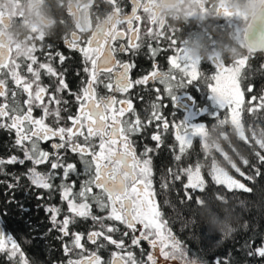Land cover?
I'll list each match as a JSON object with an SVG mask.
<instances>
[{
    "label": "snow or ice",
    "instance_id": "obj_1",
    "mask_svg": "<svg viewBox=\"0 0 264 264\" xmlns=\"http://www.w3.org/2000/svg\"><path fill=\"white\" fill-rule=\"evenodd\" d=\"M111 5L112 10L105 17L103 25L97 26L91 31V36L87 40H82L77 31L83 33L84 30L77 27V31L71 33V39L67 40V47L79 51L83 56V72L87 75V80L82 83L84 86L78 93H72L68 83L64 80V74L58 72L53 66L55 58L51 52L46 55L47 62H39L34 54L43 49L37 48L36 41H44L45 35L40 32L27 38L23 44L13 46L4 39V29L11 21L15 11L4 13L0 11V129L9 133H15L13 147L23 153V158L11 155L8 159L0 158V175H8L4 171L5 165H25L26 161L31 162L32 167L28 168L23 176L27 178L30 185L48 190L49 193L59 191L60 199L67 204V213L63 219L62 209L57 206H46L45 211L50 213V222L61 234V240L71 236V243L63 245L65 255L75 253L78 259L67 260V264H138L132 251H128L125 239L131 233V245L139 246L141 241H147L153 250L147 255L148 264H157V257L153 253L158 250L159 257L165 262L179 261L180 264H198L195 259L188 258V251L181 242L174 236L169 228L168 220L163 218V213L155 197L156 192L152 182V159L149 153L152 148L145 147L140 154L137 153L132 137L140 133L153 121L162 120L159 114V105L152 104L151 113L147 117V122H142L139 115H136L131 99H118L117 94H127L137 85L147 86L151 81L153 84L165 86L168 97L175 99V89L186 87L193 81L200 78L198 71L199 60H192L188 56L186 49L178 46V41L174 38L175 29L167 37L168 48L175 49V54L169 57L170 68L167 72L160 71L154 65V70L142 78L132 80L131 70L134 63L121 62L116 59V53H127L139 50L141 43L140 28L134 27V21L142 20L138 11L146 14V23L150 25L146 29L145 35L152 39L164 36L166 20L160 17L151 7L152 0H131L133 5L131 14L125 15L118 0H103ZM216 15L231 17L233 13L227 11L220 5H212ZM207 8H202L206 12ZM71 15V11H69ZM118 25H125L126 30L118 28ZM156 31H153V27ZM36 33V29L32 30ZM127 38V46L116 42ZM179 44L183 45L180 40ZM83 45V46H82ZM153 57L160 51L148 45ZM258 50L264 51V45L250 47L246 55L232 61L230 66L225 65V61L215 59L218 72L211 78L215 83L210 84L213 95L221 108L227 107L228 114L224 119L217 120L220 126L230 124L233 131L245 143H250L249 136L246 135L245 125L242 121L244 109V91L241 88L242 82L247 79L243 74V69L249 61V57ZM135 54V51H133ZM61 64L66 57L61 53H56ZM212 59V58H209ZM17 60L25 63L26 73L21 75L19 69L21 64ZM35 65V67H34ZM174 70L177 74H174ZM42 71L46 76L54 77L58 83L53 85L50 91L49 86L41 83ZM79 75V73H77ZM10 79L15 85V90L8 88L7 80ZM102 86L107 90L106 95H100L97 89ZM147 90V87L146 89ZM69 92L75 97L78 105L75 114L69 113L68 101L64 100L60 94ZM157 94L160 89L154 88ZM251 92L252 88L249 87ZM18 94H26L27 99L23 104L18 100ZM48 97L47 101L45 97ZM159 98V96H158ZM257 97L252 96V101ZM39 108L42 111L40 117L33 116V110ZM264 109V95L259 97V103L248 107L249 115L258 113ZM66 113V116L62 115ZM131 114L133 118H129ZM51 117V122L48 121ZM213 124L206 125L188 124L186 121H179L175 125V139L179 143V155H175L176 161H181L182 155L191 148L193 139L199 137L203 148L207 152L212 149L220 151L219 142L212 143L208 139V130ZM169 122L163 121V128L167 130ZM264 132V130H261ZM253 139L256 133L251 131ZM221 138L227 139L225 133H221ZM151 139L157 141V147L161 142L160 134L152 135ZM58 141L51 144L52 151H46L41 147L42 143ZM255 143L261 150H264V139H255ZM78 157L81 166L78 169L77 163L66 162L68 154ZM229 163L227 153H223ZM261 163H264V155L256 152ZM245 165L249 163L247 159L243 161ZM48 165V171H39L38 166ZM232 167L241 176L244 173L240 168L232 163ZM210 176L212 181L226 188L227 191L243 190L252 192V188L246 187L240 180L235 179L223 167H220L213 159ZM259 175V170H256ZM175 179L179 180L181 175L187 177L184 185L186 198L191 201L192 196L187 195V190L203 192L206 188V181L201 172V164L196 163L195 167L188 166L174 173ZM75 176L76 179H71ZM59 177L60 183L54 182ZM83 177V179H80ZM14 183H7L9 190H16L20 184L21 176L13 175ZM252 180V176L247 177ZM77 181L79 188L77 190ZM5 183L0 181V184ZM167 187V185H162ZM44 196H37L38 200H43ZM218 200H223L222 196H217ZM201 203L197 198V205ZM9 205H16L21 213H29L23 201L14 197L7 201ZM93 205L99 213H93ZM26 209H28L26 211ZM3 215H7L4 212ZM91 220L98 226V230L90 231L87 240L97 246V250L84 255L85 247L81 242L84 234L71 232L70 225H75L78 220ZM2 221V219H0ZM104 221H116L127 230L121 233L123 238H113V233L121 232L120 228L106 225ZM139 226V227H138ZM138 232V235H137ZM39 239V237H37ZM103 240L108 245H113L118 251L111 253V259L105 261L98 254L100 249L106 247ZM78 250V251H77ZM143 252V249H141ZM0 253H7V259L12 261L15 258L16 264H29L28 259L21 250L20 244L11 234L6 235L4 223H0ZM249 256L257 255L264 257V246L257 247L248 252ZM140 264H144L143 261ZM216 264H221L217 260Z\"/></svg>",
    "mask_w": 264,
    "mask_h": 264
},
{
    "label": "trees",
    "instance_id": "obj_2",
    "mask_svg": "<svg viewBox=\"0 0 264 264\" xmlns=\"http://www.w3.org/2000/svg\"><path fill=\"white\" fill-rule=\"evenodd\" d=\"M23 16L24 14L21 13ZM52 36V35H51ZM52 44V40L47 39L44 42L39 41L37 46L48 48ZM52 53V51H50ZM39 62H47L46 56L42 50L34 53ZM53 55V54H52ZM63 64L55 58L52 61V66L64 74V80L69 85L72 93H78L84 86L85 73L83 72V65L81 56H72L66 54ZM255 68V76L264 77V69L258 63ZM35 67V65H34ZM21 75L26 73L25 63L20 68ZM79 73V75H77ZM258 78V77H257ZM42 84L49 86L50 91L53 85L58 83L54 77L46 76L44 72L41 73ZM8 88L14 89L7 80ZM60 96L68 101L69 113L73 114L75 111V97L65 91ZM18 100L23 104L26 99L25 94H18ZM48 99V97H47ZM47 99H45L47 101ZM2 102V98H0ZM256 103L254 104V106ZM250 106V105H249ZM39 111L41 109L38 108ZM39 114V113H38ZM248 114V113H247ZM40 116L42 114H39ZM63 116L66 113L62 112ZM247 135L250 143L242 141L238 134L233 131L230 124H225L221 128V132L227 135V139L221 138L219 140L220 151L212 149L207 152L202 146L201 141L197 140L192 144L191 148L186 150V154L182 155L181 161L175 160V155H179V143L174 141L171 145L165 139L160 147L149 153L152 157L154 179L156 183V191L158 195V204L163 213V218L168 220V227L171 228L175 237L188 251V258L195 259L198 264H216L217 260L221 264H264V257L257 255L249 256L248 252L253 251L257 247L264 246V163H261L256 152H261L264 155V150H261L255 143L256 136L253 139L251 131L256 130L259 133L264 130V109H260L258 113L247 115ZM49 117L48 122H51ZM217 119H213L208 125L214 124ZM260 129V131H259ZM260 138V137H259ZM15 141V133H9L4 129H0V158L8 159L11 155H17L23 158V153L13 147ZM223 153H227L232 163L240 168L244 176H241L229 163ZM215 162L223 167L235 179L240 180L246 187L252 188V192L243 190L227 191L225 187L216 185L210 176L211 165ZM247 159L249 163L245 165L243 161ZM69 163H77L78 169L81 167L78 163V157L73 154H68L67 161ZM196 163L201 164V172L206 181V188L203 192L187 190V195H191L192 199L189 201L186 198L184 185L187 183V177L181 175L179 180L175 179L174 173L184 167H195ZM32 167L31 162L26 161L25 165H5L4 171L8 175H0V181L5 183L0 184V219L1 223L5 225V232L11 234L13 238L20 244L21 250L29 261V264H67V260L78 259L75 253L65 255L63 245L71 243V236L65 237L61 240V234L58 230L53 228L50 222V213L45 211V207L52 205L62 209L61 215L58 219L62 220L67 213L66 202L61 201L59 191L51 193L45 189L35 188L30 185V182L23 173L28 168ZM259 170V175L256 170ZM39 171H48V165L38 166ZM20 175V184L22 187L16 190H9L7 183H14L12 176ZM252 176V180L247 177ZM71 179H76L75 176ZM80 179H83L81 177ZM60 183L59 177L54 182ZM167 187H162V185ZM79 188V181H77V190ZM44 196L43 200H38L37 196ZM217 196H224L236 206L238 219L234 224V230L231 234L221 237L219 233H210L207 225H205L198 215L197 198H206L212 201L217 200ZM15 198L23 201L25 206L30 209V212L21 213L16 205H9L7 201ZM26 209V211L28 210ZM7 212V215H3ZM93 213L96 215H104L99 213L95 205H93ZM106 225L120 228L121 232L113 233V238H123L121 233L127 230L123 225L116 221H104ZM98 230V226L93 221L78 220L75 225H70L71 232H80L84 234V239L81 241L84 244V255L96 251L97 246L91 244L87 240V235L90 231ZM39 237V239L37 238ZM125 239V245L129 247L137 259L138 264L141 261L148 264L147 255L148 249L145 244L138 247L131 245V233ZM98 243L106 244V247L100 249L99 253L105 261L111 259V253L116 251L115 246L108 245L105 241L100 240ZM143 249V252H141ZM78 251V250H77ZM0 264H16L15 258L12 261L7 259V253H0Z\"/></svg>",
    "mask_w": 264,
    "mask_h": 264
},
{
    "label": "clouds",
    "instance_id": "obj_3",
    "mask_svg": "<svg viewBox=\"0 0 264 264\" xmlns=\"http://www.w3.org/2000/svg\"><path fill=\"white\" fill-rule=\"evenodd\" d=\"M95 0H0V11L17 14L14 15L4 29V39L13 46L23 44L24 41L40 32L45 36L51 35L60 25L66 29H83L84 32L94 31L97 26L103 25L106 17L92 19L91 6ZM212 5H220L233 16L240 18L237 28L222 26L218 15ZM72 8V19L69 21L57 17L55 9ZM151 7L167 23L178 26L195 23L198 28L180 33V39L188 56L192 60L215 58L223 61H234L246 55L250 47L264 45V39H252L253 31L264 24V0H152ZM202 8H207L202 12ZM91 25V26H90ZM36 29V33H33ZM221 128L216 121L208 130V139L217 143L221 139ZM264 139V132L257 133ZM222 202L200 198L198 215L200 220L207 225L210 233H219L221 237L231 234L234 224L238 219L236 206L222 196Z\"/></svg>",
    "mask_w": 264,
    "mask_h": 264
},
{
    "label": "flooded vegetation",
    "instance_id": "obj_4",
    "mask_svg": "<svg viewBox=\"0 0 264 264\" xmlns=\"http://www.w3.org/2000/svg\"><path fill=\"white\" fill-rule=\"evenodd\" d=\"M119 5L123 8L125 15L131 14V0H118ZM92 11V19L95 20L98 17H104L112 10V6L108 5L103 2V0H95V3L91 6ZM57 17H63L64 20L70 22L72 19V14H69V11L72 13V8L69 6L68 9H53ZM23 13V12H21ZM138 14L141 15L142 20L140 22L134 21V27L138 26L140 28V36L141 40L137 41V43H141V47L139 50H133L135 51V54H133V51H129L127 53H116V59L120 60L121 62H127V63H134L135 67L130 72V77L134 81L136 79L142 78L143 76L147 75L149 72L154 70V65L156 68H158L160 71L167 72L169 70L170 62L169 57L175 54V49H169L168 48V39L167 37L169 34L172 33L173 29H175L174 32V38L178 41V46L182 47V44H179L180 39V33H188L196 28H198V25L195 23L186 24L181 29L178 26H173L169 23H166L165 29L162 31L164 32V36L157 39L149 38L145 35L146 29L150 27L146 23V14H144L142 11H138ZM218 19L222 26L225 27H232L237 28L240 24V18L238 17H225L223 15H219ZM91 26V25H90ZM76 27H79V24L77 23ZM153 27V31H156L155 26ZM118 28H122L126 30L125 25H118ZM73 31H77L75 28H72L71 30L66 29L65 25L58 26L55 31L51 34L45 37V40L50 39L52 40V44L46 48L43 46L42 52L46 56L50 51H52L53 56L57 61H59V57L56 56V53H61L64 55V52L68 55L77 56L82 59V65L84 67V61L82 54L75 50L70 49L67 47V40L71 39V33ZM77 34L81 37L82 40H87L91 36V31L80 33L77 31ZM44 40V41H45ZM43 41V42H44ZM39 40L36 41V44H38ZM119 43H124L127 46V38H125L123 41H118L114 46L118 47ZM149 44H151L152 48H158L160 51L157 52V55L155 57L152 56L151 50L149 49ZM83 46V45H82ZM39 49V47L37 46ZM257 58L258 63L260 66L264 69V53L261 50H258L256 53L251 55L249 57V61L246 64L245 68L243 69V74L247 76V79H245L242 84L241 88L244 91V109L245 111L242 113V121L245 125V132L247 135V115L249 114L247 109L250 106H254V104L259 103V97L261 95H264V77L262 76H255V68L257 64ZM215 58L212 59H203L200 61V66L198 68V71L201 73V76L198 80L193 81L191 84H188L186 87H180L175 89V99L172 97H168L167 93L165 92V86L159 84V82H156L153 84L151 81L147 86L144 85H137L133 89L129 91L127 94H117L118 99H131L133 107L135 109L136 115H139L142 122H147V117L153 111L152 104H158L159 105V114L162 116V120L160 121H153L152 124L148 125L145 129H143L140 133L134 135L132 137L133 142L135 144L137 153L140 154L144 151L145 147L152 148L153 150H156L160 147L162 142L166 139L167 142L171 145L176 139V128L175 125L179 123V121H186L188 124H200L204 123L208 125L209 122H211L213 119H217L219 116V119H224L225 116L228 114L227 107L225 108H216L212 110L213 115H208L207 111L203 114V107H206L203 105L208 99L209 96V87L210 84H214L215 82L211 79L217 72L218 69L216 67V63L214 62ZM17 63H20L21 66L24 65V62L22 60H17ZM232 64V61H225L226 66H230ZM20 71V69H19ZM174 74H177L174 70ZM87 75L85 74V81L87 80ZM10 85L12 88L15 87L13 82L9 79ZM41 83H43L41 81ZM147 87V90H145ZM251 87L252 91L249 92L248 88ZM154 88H159L160 92L157 94L155 91H153ZM14 90V89H12ZM98 94L100 95H106L107 90L104 89L102 86H100L97 89ZM159 96V98H158ZM252 96H256L257 100L252 101L251 104H249V101H251ZM25 97L27 99V96L25 94ZM47 99V96L45 97ZM75 103V111L73 114L77 112L78 105L76 101ZM250 105V106H249ZM42 114V111H39L38 108H35L33 110V116L34 117H40L39 114ZM248 113V114H247ZM129 118H133L131 114H129ZM167 120L169 122V127L167 130L163 128V121ZM48 122V121H46ZM260 131V129H259ZM160 134L161 136V142L159 147H157V141H153L151 139L152 135ZM259 139V137H257ZM197 140H200V138L197 136L193 139V143H196ZM53 142L58 141H49L47 143H42L41 147L46 151H52L51 144ZM201 146L203 147L202 143ZM150 156V155H149ZM151 157V156H150ZM152 159V157H151ZM153 163V160H152ZM153 169V166H152ZM153 172V171H152ZM152 182H153V188L156 192V201L158 203V195L156 191V183L154 179V172L152 173ZM1 223V221H0ZM145 245H148L147 241H144Z\"/></svg>",
    "mask_w": 264,
    "mask_h": 264
},
{
    "label": "rangeland",
    "instance_id": "obj_5",
    "mask_svg": "<svg viewBox=\"0 0 264 264\" xmlns=\"http://www.w3.org/2000/svg\"><path fill=\"white\" fill-rule=\"evenodd\" d=\"M209 96H208V99L205 103H203L204 106L206 107H203V114L207 111V114L210 116V115H213V112L212 110L216 109V108H220V104L217 102L215 96L213 95V92H212V89L211 87H209ZM152 167V165H151ZM153 171V169H152ZM153 173V172H152ZM139 227V226H138ZM6 233V232H5ZM6 235H8L6 233ZM137 235H138V232H137ZM175 236V235H174ZM145 243L144 241H141L140 245ZM146 244V243H145ZM148 244V243H147ZM147 249H148V252H152L153 250L151 249L150 245H146ZM127 250L129 251V247H127ZM116 251H118L116 249ZM148 253V254H149ZM154 255H156L157 257V264H180L179 261H172V262H165L163 261L160 257H159V254H158V250L156 252L153 253Z\"/></svg>",
    "mask_w": 264,
    "mask_h": 264
},
{
    "label": "water",
    "instance_id": "obj_6",
    "mask_svg": "<svg viewBox=\"0 0 264 264\" xmlns=\"http://www.w3.org/2000/svg\"><path fill=\"white\" fill-rule=\"evenodd\" d=\"M252 39H264V24L259 25L252 33ZM264 53V51H263Z\"/></svg>",
    "mask_w": 264,
    "mask_h": 264
}]
</instances>
